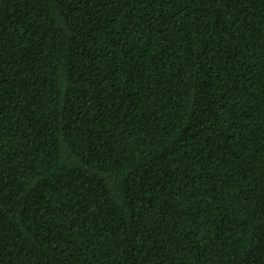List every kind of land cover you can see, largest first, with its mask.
<instances>
[{
  "label": "trees",
  "instance_id": "obj_1",
  "mask_svg": "<svg viewBox=\"0 0 264 264\" xmlns=\"http://www.w3.org/2000/svg\"><path fill=\"white\" fill-rule=\"evenodd\" d=\"M0 264H264V0H0Z\"/></svg>",
  "mask_w": 264,
  "mask_h": 264
}]
</instances>
